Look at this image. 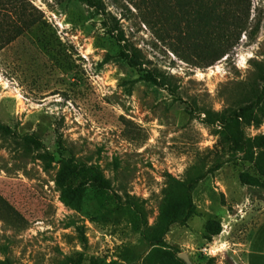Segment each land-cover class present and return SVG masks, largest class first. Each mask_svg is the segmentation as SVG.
I'll use <instances>...</instances> for the list:
<instances>
[{"label":"rangeland","instance_id":"374dc122","mask_svg":"<svg viewBox=\"0 0 264 264\" xmlns=\"http://www.w3.org/2000/svg\"><path fill=\"white\" fill-rule=\"evenodd\" d=\"M180 2L0 0V264H244L264 175L208 118L244 102L264 64V0H239L240 36L211 64L172 28ZM205 21L191 30H217ZM244 131L264 166V104ZM196 170V213L153 249L167 174Z\"/></svg>","mask_w":264,"mask_h":264},{"label":"trees","instance_id":"16d2710c","mask_svg":"<svg viewBox=\"0 0 264 264\" xmlns=\"http://www.w3.org/2000/svg\"><path fill=\"white\" fill-rule=\"evenodd\" d=\"M87 5L100 8L101 0H83ZM180 4H184L182 16L174 14L173 26L175 30H180V36L185 39L181 43L191 44L196 50L201 49L209 57H212L209 64L220 59L227 54L234 45L235 39L239 38L240 33L234 26L235 8L239 0H182ZM159 13L165 10V5L157 4ZM249 10V8H247ZM177 13V12H176ZM228 15L231 20H228ZM216 18L215 26L217 30L192 28L194 22L211 20ZM161 20V19H160ZM165 21H159V26L165 29ZM168 24V23H166ZM169 25V24H168ZM187 28V31L183 29ZM166 30V29H165ZM11 35H3L2 40L10 41ZM121 39L120 37L118 38ZM1 40V41H2ZM188 40V42L186 41ZM135 56V58H134ZM130 63L133 66L141 65V62L136 58V54L132 53ZM208 64V65H209ZM153 81H158L156 76H150ZM264 104V64L261 63L255 69L253 79L248 81V89L246 99L237 107L225 110L221 114H215L214 117H209L208 122L211 124L224 123L231 126L233 141L247 159L254 162V165L264 175V166L253 156L250 149V139L244 131V121L248 116ZM0 127L4 126L0 123ZM215 168H219L217 163ZM96 179L102 184H106L104 176L99 174L98 170H93ZM206 175L205 172L196 170L188 173L183 179H178L167 174L166 186L163 190V197L159 204V213L157 215L156 225L153 230L145 229L143 232L145 239L154 249L156 246H169L165 240V236L174 223L185 224L195 213L196 205L193 198V192L201 179ZM129 203L140 212L143 217H146L147 212L144 204L138 202L136 198H129Z\"/></svg>","mask_w":264,"mask_h":264},{"label":"crops","instance_id":"0c3cea01","mask_svg":"<svg viewBox=\"0 0 264 264\" xmlns=\"http://www.w3.org/2000/svg\"><path fill=\"white\" fill-rule=\"evenodd\" d=\"M258 230L259 225L252 232L245 244L244 264H264V234L256 238Z\"/></svg>","mask_w":264,"mask_h":264},{"label":"water","instance_id":"95a60500","mask_svg":"<svg viewBox=\"0 0 264 264\" xmlns=\"http://www.w3.org/2000/svg\"><path fill=\"white\" fill-rule=\"evenodd\" d=\"M178 257H180L181 259H183L185 261L186 264H195L191 261L190 256L187 252H180L178 253Z\"/></svg>","mask_w":264,"mask_h":264}]
</instances>
